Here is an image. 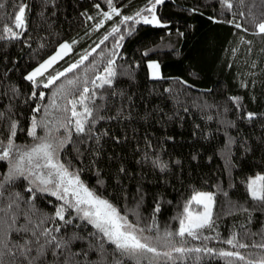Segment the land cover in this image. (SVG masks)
Wrapping results in <instances>:
<instances>
[{
	"label": "trees",
	"instance_id": "obj_1",
	"mask_svg": "<svg viewBox=\"0 0 264 264\" xmlns=\"http://www.w3.org/2000/svg\"><path fill=\"white\" fill-rule=\"evenodd\" d=\"M112 2L121 15L104 20L100 13L110 10L106 0H48L46 6L42 0H0L4 4L0 9V35H6L5 26L22 32L18 39H0V112L18 121L15 143L36 142L27 134L33 116L45 119L54 130L57 121L64 120L70 112L51 107L53 98L62 108L67 99L78 95L84 80L89 81L90 87L91 80L101 73L108 59H114L117 72L122 73L116 78L117 91H123L129 98H108V107L103 112L106 119L95 125L97 134L108 133L101 140L100 155H93L90 149L95 145L87 141L79 145L81 154L71 144L67 145L60 152L61 161L78 170L90 188L117 205L121 212L128 213L135 223L146 227L154 218L158 231L153 228L148 233L161 234L163 241L165 230L178 229L177 217L191 195L199 190L212 191L215 226L203 231V235L212 239L185 237L182 240L176 236L173 246L206 245L216 252L239 251L246 260L259 259L264 256V249H237L223 241L236 233L238 240L250 245L264 242L260 235H244L264 233V209L251 201L246 191L248 178L257 173L264 175V34L256 26L264 22V0H228L232 4L230 9L225 0H164L156 5L155 13L165 27L134 21L120 23L123 16H135L137 11L149 7V0ZM17 3H25L30 9H26L24 30L14 27L12 14L17 10ZM96 4L100 5L99 9ZM88 16L93 19L89 20ZM237 23L240 28L236 27ZM113 27H119L120 31L109 35ZM65 42L72 44V51L43 77H38V84L25 79ZM145 51L149 52L148 57L142 56ZM89 52L91 55L78 68L48 88L43 87L47 76L64 71ZM148 59L161 64L165 79L149 78ZM69 79L75 80L76 85H68ZM61 85L64 93L57 95ZM33 91L36 97H32ZM40 93L44 94L43 100L39 99ZM230 98H239V105ZM37 106L41 108L39 113L33 111ZM121 107L123 116L110 119L117 116ZM247 112H256L257 119L251 122L244 119ZM148 113L152 115L146 119ZM230 122L235 126L228 127ZM6 123V119L0 121L4 136ZM46 131L37 128V135L43 136ZM63 134V128L53 131L56 136ZM229 138L234 140L230 154L225 149ZM72 139H77L75 134ZM146 141H151V148H147ZM145 150L156 154L152 159L159 156L168 163L169 171L161 173L148 163H137ZM229 159L234 167H227ZM121 167L127 174L119 172ZM7 169V161H0V175ZM27 186V181L21 178L9 189L27 199L31 195L26 191ZM157 202L160 211L154 214ZM31 203L43 213L52 214L61 202L48 193L37 192ZM240 205L249 208L250 213L239 211ZM21 207L27 205L22 203ZM72 215L75 216L73 211ZM74 222L81 223L85 233L95 231L91 225ZM105 247L113 253L114 246L106 244ZM173 257V260L151 261L146 256L129 258L118 253L110 256L114 264L116 261L120 264H227L225 258L215 253H191L183 257L173 253ZM233 264L245 262L234 260Z\"/></svg>",
	"mask_w": 264,
	"mask_h": 264
},
{
	"label": "snow or ice",
	"instance_id": "obj_2",
	"mask_svg": "<svg viewBox=\"0 0 264 264\" xmlns=\"http://www.w3.org/2000/svg\"><path fill=\"white\" fill-rule=\"evenodd\" d=\"M110 11L100 13L104 20L112 19L113 15H121L120 10L113 5L112 0H106ZM164 0H149L150 7H146L142 11H137L135 16H123L120 23H127L134 21L135 23L154 24L159 27H165L155 14V7L162 4ZM242 2V0H241ZM45 6L48 0H42ZM226 6L230 9L232 4L225 0ZM4 7L0 3V9ZM97 9L100 8L96 4ZM16 11L12 14L15 29H26V9L30 11L29 6L25 3H17ZM143 12L150 14L149 16L143 15ZM43 15V13H41ZM139 18V19H137ZM88 19H93L88 16ZM102 21L97 24L100 27ZM259 33L264 34V22L256 25ZM240 28V24H236ZM119 27H113L109 35L119 32ZM3 32L6 35H0V39H18L22 32L13 30V27L5 26ZM131 35V31L128 33ZM183 35V33H179ZM108 36L104 37L107 40ZM124 36L121 35L120 40ZM102 40L100 43H103ZM75 43V41H73ZM119 43L117 47H119ZM99 47V45H97ZM71 50V45L63 43L59 46V51L52 55L49 59L45 60L25 79L38 84V77H43L45 73L51 68L59 59ZM95 51V48L92 49ZM150 51V50H149ZM91 52L81 56L77 63L71 64L64 71L57 72L55 75H49L46 78V83H43L44 88H48L54 84L60 77H63L68 72H72L88 59ZM116 55L115 52L112 53ZM142 56L148 57L149 52L145 51ZM147 69L149 78L153 81L163 80L165 77L161 72V64L152 59L147 60ZM122 73L117 72V66L114 59H108L102 74H98L90 82L84 80V86L78 92V95L73 99H67V104L62 108L58 105L53 98L51 107L64 112H70L64 120L57 121V126L54 129L59 132L61 128L64 129L63 136L53 135V129L48 127L45 119L38 120L36 116L31 118L30 128L27 132L28 136L37 141L32 146H20L15 143L17 135L18 121L13 117L8 116L4 112H0V121L7 120L6 131L7 135L4 136L0 132V161H7L8 169L5 173L0 175V264H114L110 256L113 253H118L121 257L139 258L145 253H152L153 258L161 256L166 257L168 260H173V253H179L181 257L191 253H215L221 258H225L227 264H233V261H244L245 264H264V256L259 259H247L239 251L219 250L216 252L212 248L194 247L187 248L184 246H172L170 251L160 252L155 243L161 241L159 234L156 236L144 235V233L152 232L153 228L158 231V225L155 224L154 218L151 224L146 227H140L139 223L130 222L127 214H122L121 209L112 203L109 199L105 198L102 194H98L95 189L89 188L81 179L79 171H69L70 164L61 162L59 153L69 144L73 149L81 154L80 144L87 141H92L95 145L90 149L95 157H98L102 151L101 140L108 133L104 132L97 134L98 130L95 125L100 121L106 119L103 112L108 107L109 97H120L128 99L129 97L123 91H117L116 78ZM131 76V73H129ZM75 80L69 79L68 85H76ZM103 90V91H97ZM165 91H171L165 89ZM64 93V86L61 85L57 95ZM37 93L32 92V97H36ZM39 99H44V94H39ZM97 99L101 102L97 103ZM233 102L239 105V98H230ZM67 105H71L70 108ZM77 105L81 110H77ZM211 107V105H208ZM34 112L39 113L41 108L39 106L33 109ZM46 113L47 110L45 109ZM188 111L187 108L184 109ZM124 109L121 107L117 111V116L110 117L116 119L123 116ZM152 113H148L145 117L150 118ZM256 112H247L244 119L251 122L257 119ZM172 119V117H168ZM228 127H234V123H228ZM37 128L47 129L43 136L37 135ZM73 134L77 139H72ZM171 139V138H169ZM119 142V141H117ZM234 143L233 138H229L225 144V149L230 154L231 145ZM147 148H151V141H146ZM156 154L149 153L147 150L141 156L137 163L150 164L154 169L161 173L169 171V164L161 160L159 156L152 159ZM94 163V161H93ZM178 164L179 161H176ZM228 168L234 167L229 159ZM120 173H126V169L121 167ZM23 178L27 181L28 186L26 191L31 194L27 199L21 193L10 191L9 186L14 185L18 179ZM102 184V181L98 180ZM141 189L137 187V193ZM246 191L255 204L264 209V175L257 174L254 178H248L246 181ZM48 193L61 201L59 205L55 206L54 213L46 214L37 209L34 203H31L36 198V193ZM227 196V192H224ZM143 196H140V200ZM27 205L22 208L21 204ZM195 204L202 207V211H192L191 205ZM139 201H137V206ZM215 206V193L210 191H195L190 199L184 205L183 212L177 219L179 220L178 229L173 232L165 230L164 241L171 244L174 237L178 236L182 240L189 237L192 240H209L212 237L203 235L205 229H214L213 208ZM235 207V205H232ZM74 211L75 216L72 215ZM239 211L250 213V209L239 206ZM127 211V210H125ZM160 211V204L157 202L154 208V214ZM67 214V218H66ZM134 215L137 213L134 211ZM80 221L91 225L94 232L85 233ZM249 223L251 218L249 217ZM79 229V231H77ZM244 235H260L264 240V233H245ZM78 242H83L79 243ZM186 243V241H184ZM224 243L237 249H247L249 247H258L264 249V242L259 244L250 245L241 242L237 239V234L233 233L231 238L223 241ZM114 246L113 253L105 245ZM115 264H120L116 261Z\"/></svg>",
	"mask_w": 264,
	"mask_h": 264
},
{
	"label": "rangeland",
	"instance_id": "obj_3",
	"mask_svg": "<svg viewBox=\"0 0 264 264\" xmlns=\"http://www.w3.org/2000/svg\"><path fill=\"white\" fill-rule=\"evenodd\" d=\"M151 6V5H150ZM149 6V7H150ZM156 8V7H155ZM110 11V10H109ZM156 14V13H155ZM143 15H146V16H149V18H150V14L149 13H147V12H143ZM157 16V15H156ZM158 17V16H157ZM137 19H139V18H137ZM65 43H68V42H65ZM68 44H70L71 45V50L70 51H68L67 52V54L66 55H64L61 59H63L65 56H67L71 51H72V44L71 43H68ZM57 51H59V47H58V49L52 54V55H54ZM86 53H84L83 55H85ZM52 55H50L49 57H47L45 60H47V59H49ZM82 55V56H83ZM61 59H59L57 62H59ZM44 60V61H45ZM80 60V59H79ZM79 60H77V62L79 61ZM44 61H42L41 63H43ZM56 62V63H57ZM77 62H75V63H77ZM40 63V64H41ZM55 63V64H56ZM39 64V65H40ZM38 65V66H39ZM37 66V67H38ZM35 69V68H34ZM33 69V70H34ZM50 69V68H49ZM48 69V70H49ZM32 70V71H33ZM31 71V72H32ZM103 73V70L101 71V73L100 74H102ZM76 97V96H75ZM74 98V97H73ZM72 98V99H73ZM71 107V106H70ZM77 110L78 111H80L81 110V108H80V106L79 105H77ZM37 142V141H36ZM36 142H33V143H31V144H18V143H16L17 145H20V146H28V147H30V146H32L34 143H36ZM59 159H60V153H59ZM60 161H61V159H60ZM62 162V161H61ZM69 171H75V170H73V169H71V168H69ZM257 174H261V175H263L262 173H257ZM256 174V175H257ZM255 177V175L253 176V177H251V178H254ZM81 179V178H80ZM82 180V179H81ZM83 181V180H82ZM84 182V181H83ZM85 183V182H84ZM86 184V183H85ZM87 185V184H86ZM88 186V185H87ZM89 187V186H88ZM90 188V187H89ZM199 191H209V190H199ZM210 192H212V191H210ZM194 194V193H193ZM106 198V197H105ZM61 202V201H60ZM62 203V202H61ZM214 209V208H213ZM191 210L192 211H202L203 209H202V207L201 206H197V205H195V204H192L191 205ZM74 212V211H73ZM122 214H125V213H123L122 212ZM127 214V216H128V213H126ZM128 219H129V221L130 222H133V223H135L132 219H130V217L128 216ZM140 226V225H139ZM140 227H142V226H140ZM144 235H148V236H152L150 233H148V232H145L144 233ZM159 235H161V234H159ZM154 237V236H153ZM171 245L173 246V244H172V242H171ZM171 245L169 244V243H167L166 241H163V240H161L159 243H155L154 242V246H156L157 247V249H158V251H160V252H165V251H170V247H171ZM143 256H146L148 259H150L151 261H161V260H164V259H161V258H166V257H163V256H161V257H159V258H156V259H154L153 258V254L152 253H145V254H143ZM167 259V258H166Z\"/></svg>",
	"mask_w": 264,
	"mask_h": 264
}]
</instances>
